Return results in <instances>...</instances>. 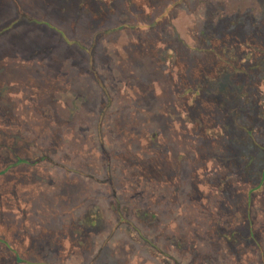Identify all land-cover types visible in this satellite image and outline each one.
<instances>
[{"label":"rangeland","instance_id":"374dc122","mask_svg":"<svg viewBox=\"0 0 264 264\" xmlns=\"http://www.w3.org/2000/svg\"><path fill=\"white\" fill-rule=\"evenodd\" d=\"M172 257L264 264V0H0V264Z\"/></svg>","mask_w":264,"mask_h":264},{"label":"trees","instance_id":"16d2710c","mask_svg":"<svg viewBox=\"0 0 264 264\" xmlns=\"http://www.w3.org/2000/svg\"><path fill=\"white\" fill-rule=\"evenodd\" d=\"M18 11V10H17ZM19 13H20V10L18 11ZM121 26V25H120ZM120 26H117V27H104V28H101L100 30H98V32H97V34H96V38H95V41L96 42H101V40L102 41H105L106 40V38H107V36H111V35H113V34H116L117 33V31L119 30V28H120ZM149 26L147 25L145 28H148ZM137 30H138V28L137 27H135ZM124 29H131V27L129 26V25H124ZM4 30H1V32H3ZM62 36L63 37H65L66 38V35H64V34H62ZM68 36V35H67ZM67 39V38H66ZM65 49V48H64ZM90 51V50H89ZM92 51V50H91ZM76 57V56H75ZM77 58V57H76ZM94 58V53H93V51L91 52V60ZM66 60L67 59H62V63H61V65H63V63H67V64H70V69L72 70V72L70 71V70H68V72L70 71V73H73V72H75V73H79V72H81L82 70H81V68H84V65L83 64H81V68L79 67H77V65L74 63V61L72 62V60L71 59H69L68 58V61L66 62ZM94 62L95 61H93L92 60V64L93 65H95L94 64ZM79 64V65H80ZM99 69V68H98ZM44 71H46V70H44ZM68 72L67 73H65V76H67L68 75ZM95 75H96V78L98 79V82L100 83L101 82V80H100V75L101 74H99V73H97V72H95ZM61 79V78H60ZM52 80H56L55 78L54 79H52ZM139 93H141V91H138ZM150 97H154L153 95H150ZM149 100H151V99H149ZM104 115V113L102 114V116ZM111 184H113L112 186H111V188L112 189H115L116 188V184H114V182H112ZM93 190H95V189H93ZM96 191V190H95ZM99 191H100V189H98L96 192L97 193H99ZM138 201H139V199H137ZM135 201V200H134ZM146 213V212H145ZM145 215V214H144ZM144 215H142V217H139V218H142V219H138V220H143V219H145L146 217L144 216ZM117 216V218H118V223H122L124 220H125V218L123 217V215L121 216L122 218H124V220L121 218V217H119L118 216V214L116 215ZM147 219V218H146ZM125 222V221H124ZM128 222V221H127ZM149 222H150V220H149ZM129 224H130V222H128ZM119 227V225L118 224H116V225H114V230L112 231V232H117L118 234L119 233H122L121 232V228H118ZM125 229V228H124ZM155 247H156V245H154ZM158 248V247H157ZM156 248V249H157ZM180 248V247H179ZM183 248V247H182ZM181 249V248H180ZM188 256L186 257V258H188L189 257V254H187ZM149 257H151V255L149 256ZM173 258V257H172ZM166 260V259H165ZM168 261V260H167ZM166 261V262H167ZM173 261L175 262V264H179L178 263V261L175 259V258H173ZM189 261H190V259H189ZM156 264H159V263H157L156 262ZM160 264H162L161 262H160ZM168 264V263H167ZM180 264H182V263H180Z\"/></svg>","mask_w":264,"mask_h":264}]
</instances>
